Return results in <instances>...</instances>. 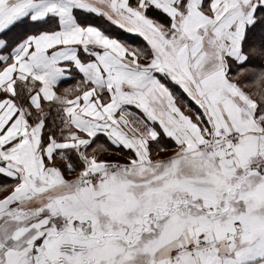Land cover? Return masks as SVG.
Here are the masks:
<instances>
[{
    "label": "snow or ice",
    "instance_id": "6c2138e0",
    "mask_svg": "<svg viewBox=\"0 0 264 264\" xmlns=\"http://www.w3.org/2000/svg\"><path fill=\"white\" fill-rule=\"evenodd\" d=\"M0 264H264V0H0Z\"/></svg>",
    "mask_w": 264,
    "mask_h": 264
}]
</instances>
